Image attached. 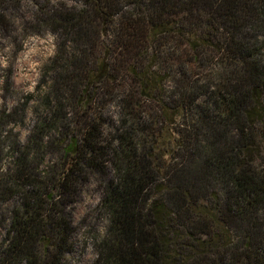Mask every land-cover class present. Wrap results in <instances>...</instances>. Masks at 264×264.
<instances>
[{
    "label": "trees",
    "instance_id": "16d2710c",
    "mask_svg": "<svg viewBox=\"0 0 264 264\" xmlns=\"http://www.w3.org/2000/svg\"><path fill=\"white\" fill-rule=\"evenodd\" d=\"M46 1L57 52L0 173V264H63L92 179L94 264H264V0Z\"/></svg>",
    "mask_w": 264,
    "mask_h": 264
},
{
    "label": "rangeland",
    "instance_id": "374dc122",
    "mask_svg": "<svg viewBox=\"0 0 264 264\" xmlns=\"http://www.w3.org/2000/svg\"><path fill=\"white\" fill-rule=\"evenodd\" d=\"M48 2L6 0L3 3L8 20L7 27L0 28V173L10 167L13 142L23 144L26 141L36 123L37 111L43 107L42 95L48 91L51 80L48 68L57 52V36L44 23L37 22ZM50 2V8L80 4L77 0ZM205 63L211 69L216 61ZM108 110L109 116H115L114 106ZM258 140L264 161V139ZM101 192L96 179L80 190L71 210L72 249L63 264H94L96 239L103 234L106 224L99 211ZM11 211L12 203H0V244L9 226Z\"/></svg>",
    "mask_w": 264,
    "mask_h": 264
}]
</instances>
